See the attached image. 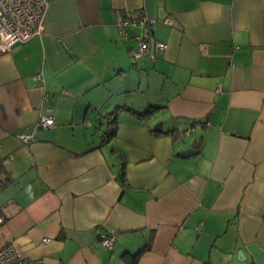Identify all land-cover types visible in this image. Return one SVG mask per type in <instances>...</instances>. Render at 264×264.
Wrapping results in <instances>:
<instances>
[{
  "label": "crops",
  "instance_id": "obj_1",
  "mask_svg": "<svg viewBox=\"0 0 264 264\" xmlns=\"http://www.w3.org/2000/svg\"><path fill=\"white\" fill-rule=\"evenodd\" d=\"M117 9L154 17L166 48L131 63ZM43 22L0 52V247L44 264H127L145 244L136 264H264V0H50ZM42 112L54 125L23 143Z\"/></svg>",
  "mask_w": 264,
  "mask_h": 264
},
{
  "label": "built area",
  "instance_id": "obj_2",
  "mask_svg": "<svg viewBox=\"0 0 264 264\" xmlns=\"http://www.w3.org/2000/svg\"><path fill=\"white\" fill-rule=\"evenodd\" d=\"M49 2L50 0H0V52L8 51L12 45L25 42L42 32ZM155 21L154 17L142 9L136 10L133 14H124L120 9L116 10L115 26L119 37L133 41L129 56L131 63H136L143 56L153 59L155 53L166 48L165 42L152 37V26ZM162 21L172 26L176 23L171 17H165ZM39 77V74L35 75V78ZM52 125L54 115L42 112L27 132H20L17 136L23 143H30L36 139L37 129L49 128ZM192 130V127H188L184 134L187 135ZM48 240L49 238L45 237L42 241ZM99 242L106 249H111L113 236H102ZM0 264H44V260L21 253L10 242L0 247Z\"/></svg>",
  "mask_w": 264,
  "mask_h": 264
},
{
  "label": "trees",
  "instance_id": "obj_3",
  "mask_svg": "<svg viewBox=\"0 0 264 264\" xmlns=\"http://www.w3.org/2000/svg\"><path fill=\"white\" fill-rule=\"evenodd\" d=\"M158 108H160V106H151L148 109H146L144 111H141V112L129 109V112L132 115H134L137 119H149V118L152 117V114L154 113V111L156 109H158ZM105 115H106L105 117L108 116V114H105ZM104 121H106V125H107L105 127V129L107 128V130H104V134L107 135V136H110V138H111L113 135L116 134L118 120H117L116 117H112V118L110 117V118H107V120H104ZM148 126H147L148 130L151 131L152 133H174V132L177 131L175 128H173V129H162V128H160V123H156L154 125H148ZM107 136H105L104 138H106ZM102 139H103V137L101 138V140ZM148 247H149V244H145L135 254L130 255L129 258L127 257V264H136L139 255L143 251L148 249Z\"/></svg>",
  "mask_w": 264,
  "mask_h": 264
},
{
  "label": "rangeland",
  "instance_id": "obj_4",
  "mask_svg": "<svg viewBox=\"0 0 264 264\" xmlns=\"http://www.w3.org/2000/svg\"><path fill=\"white\" fill-rule=\"evenodd\" d=\"M145 121V120H144ZM102 124L104 125V127L106 126V121L101 120Z\"/></svg>",
  "mask_w": 264,
  "mask_h": 264
},
{
  "label": "water",
  "instance_id": "obj_5",
  "mask_svg": "<svg viewBox=\"0 0 264 264\" xmlns=\"http://www.w3.org/2000/svg\"><path fill=\"white\" fill-rule=\"evenodd\" d=\"M238 254H239V255L242 254L241 250H238Z\"/></svg>",
  "mask_w": 264,
  "mask_h": 264
}]
</instances>
